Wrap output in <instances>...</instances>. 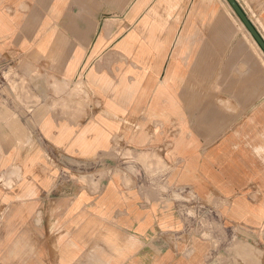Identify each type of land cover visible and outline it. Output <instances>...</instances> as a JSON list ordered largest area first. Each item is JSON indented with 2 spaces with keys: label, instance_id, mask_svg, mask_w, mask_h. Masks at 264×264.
I'll return each mask as SVG.
<instances>
[{
  "label": "crops",
  "instance_id": "crops-1",
  "mask_svg": "<svg viewBox=\"0 0 264 264\" xmlns=\"http://www.w3.org/2000/svg\"><path fill=\"white\" fill-rule=\"evenodd\" d=\"M3 59L0 264H264V51L228 0H0Z\"/></svg>",
  "mask_w": 264,
  "mask_h": 264
},
{
  "label": "rangeland",
  "instance_id": "rangeland-1",
  "mask_svg": "<svg viewBox=\"0 0 264 264\" xmlns=\"http://www.w3.org/2000/svg\"><path fill=\"white\" fill-rule=\"evenodd\" d=\"M12 65V61L8 59L0 60V74L2 75L3 72L11 69ZM4 82V78H1L0 84H4ZM114 163L119 165L121 164V156H118L115 150L110 155L105 156L104 158L96 159L93 163L77 164L76 166L69 165L66 172L62 175L61 178H59V181L70 182L79 179V177L83 178L84 176L85 178L87 176H93L91 173L95 172V170L113 167ZM139 176L141 180H144L145 177H149V174L146 172V170H140ZM179 197L180 195H177V198ZM193 204L194 207L192 210H190L189 215H187V217H189L188 219L195 224V227L199 226V228H205L206 221H208L209 219L207 215H210V211L208 208L200 206L196 201H193Z\"/></svg>",
  "mask_w": 264,
  "mask_h": 264
},
{
  "label": "water",
  "instance_id": "water-1",
  "mask_svg": "<svg viewBox=\"0 0 264 264\" xmlns=\"http://www.w3.org/2000/svg\"><path fill=\"white\" fill-rule=\"evenodd\" d=\"M228 1L264 51V40L261 37V35L255 29V27L251 24V22L249 21L245 13L242 11L240 6L237 4V2L235 0H228Z\"/></svg>",
  "mask_w": 264,
  "mask_h": 264
}]
</instances>
